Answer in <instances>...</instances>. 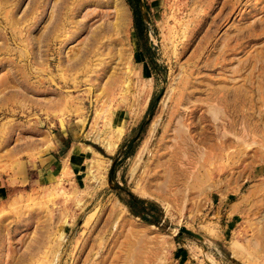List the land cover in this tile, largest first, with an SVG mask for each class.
<instances>
[{
  "label": "rangeland",
  "instance_id": "obj_1",
  "mask_svg": "<svg viewBox=\"0 0 264 264\" xmlns=\"http://www.w3.org/2000/svg\"><path fill=\"white\" fill-rule=\"evenodd\" d=\"M0 264H264V0H0Z\"/></svg>",
  "mask_w": 264,
  "mask_h": 264
},
{
  "label": "bare ground",
  "instance_id": "obj_2",
  "mask_svg": "<svg viewBox=\"0 0 264 264\" xmlns=\"http://www.w3.org/2000/svg\"><path fill=\"white\" fill-rule=\"evenodd\" d=\"M112 2V1H111ZM70 5V4H69ZM106 5V4H105ZM62 7V6H61ZM65 7V6H64ZM84 7V6H83ZM64 12V11H63ZM63 18H64V16H63ZM67 18V17H66ZM126 13H125V11L122 9V8H117V6H115V20H116V22L115 23H112L111 25H109L108 27H107V31L108 32H110L109 34H111V35H119L122 31H124L125 30V28H126V24H127V21H126ZM60 24H62V23H60ZM72 24V23H71ZM64 25V24H63ZM80 26V25H79ZM60 28H61V26H60ZM61 30V29H60ZM65 33H67V32H65ZM67 36V35H66ZM65 36V37H66ZM98 37V36H97ZM94 38V37H93ZM95 38H96V35H95ZM99 39H100V37H99ZM114 41H119L120 43H121V45H123V36L121 35V36H119V37H117V38H112L111 36L110 37H108L107 38V40L105 41V44H111L112 42H114ZM63 42V41H62ZM94 43V42H93ZM100 43H101V41H100ZM104 43V42H103ZM90 45V44H89ZM93 45V44H92ZM119 45V44H118ZM91 46V45H90ZM104 46V45H103ZM106 47V46H105ZM112 47V46H111ZM95 48H96V46H95ZM94 48V49H95ZM123 48V47H122ZM91 49V48H90ZM120 50V53L118 54V56L119 57H122V55H123V51H122V49H119ZM93 52V51H92ZM88 53V52H87ZM109 54V53H108ZM91 55V54H90ZM95 55V54H94ZM99 55H100V53H99ZM100 56H102V55H100ZM97 57V56H96ZM84 58V57H83ZM102 58V57H101ZM118 58V57H117ZM117 58H115V59H117ZM125 58V70H124V74H125V76H126V78L127 77H129L130 76V73H131V69H130V61H129V59H127V57H124ZM82 59V58H81ZM89 59V58H88ZM92 61V60H91ZM123 61V60H122ZM85 62H86V60H85ZM98 62V61H97ZM77 65V64H76ZM81 65V64H80ZM87 65V64H86ZM85 66V65H84ZM88 66V65H87ZM123 83L125 84V85H127L128 84V82H127V80L126 79H124L123 80ZM128 88V87H127ZM126 88V89H127ZM124 91V90H123ZM127 92V91H126ZM157 118H159V116L157 117ZM157 124H158V119H154L152 122H151V124H150V127H149V129H148V132H147V136H146V138H145V140H143V143H142V146H141V148H145L146 147V144H147V142H148V140L153 136V134H154V132H155V129H156V126H157ZM180 126V125H179ZM177 132V131H176ZM120 133V132H119ZM118 137V136H117ZM120 137V136H119ZM118 137V138H119ZM114 144V143H113ZM112 145V144H111ZM109 146H110V144H109ZM140 153V152H139ZM202 162H203V165H205V162H206V160H205V157L202 159ZM156 167H161V166H159V165H157ZM68 171H66L65 170V174H68L67 173ZM156 176H160V174L159 173H156L155 174ZM174 175H178V176H181V177H184V176H186V174H185V171L183 170V169H180V167H176V166H170V167H168L167 169H163L162 170V176L163 177H165L166 179H168V178H170L171 177V179L172 178H174L173 176ZM168 177V178H167ZM188 177V176H187ZM155 178V177H154ZM233 248V250H236V247L234 248V247H232Z\"/></svg>",
  "mask_w": 264,
  "mask_h": 264
},
{
  "label": "trees",
  "instance_id": "obj_3",
  "mask_svg": "<svg viewBox=\"0 0 264 264\" xmlns=\"http://www.w3.org/2000/svg\"><path fill=\"white\" fill-rule=\"evenodd\" d=\"M140 19L135 16V26L137 28V34L140 35ZM144 122H141L139 124V128H143ZM134 144V140L131 139L128 141L127 148L130 149L132 145ZM131 196V202L126 203V206L129 208L130 212L136 216L140 217L141 219L145 220L150 214H152L153 210H155L156 205L152 202H146L141 199H137L133 195Z\"/></svg>",
  "mask_w": 264,
  "mask_h": 264
},
{
  "label": "water",
  "instance_id": "obj_4",
  "mask_svg": "<svg viewBox=\"0 0 264 264\" xmlns=\"http://www.w3.org/2000/svg\"><path fill=\"white\" fill-rule=\"evenodd\" d=\"M180 232H181V233H184V234H186V235H189V236H191V237H193V238H196V239H198L199 241L202 240V238L199 237L197 234H195V233H193V232L187 230V229L184 228V227H183V228H180Z\"/></svg>",
  "mask_w": 264,
  "mask_h": 264
}]
</instances>
